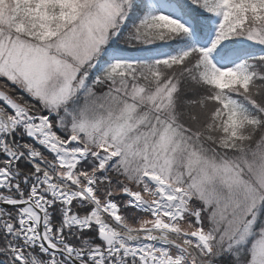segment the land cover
<instances>
[{"label":"snow or ice","instance_id":"obj_1","mask_svg":"<svg viewBox=\"0 0 264 264\" xmlns=\"http://www.w3.org/2000/svg\"><path fill=\"white\" fill-rule=\"evenodd\" d=\"M0 264H264V0H0Z\"/></svg>","mask_w":264,"mask_h":264}]
</instances>
